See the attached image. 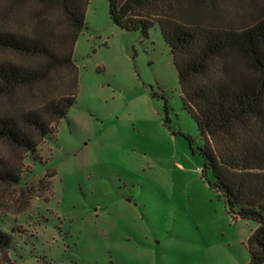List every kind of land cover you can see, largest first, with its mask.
<instances>
[{"label":"rangeland","instance_id":"374dc122","mask_svg":"<svg viewBox=\"0 0 264 264\" xmlns=\"http://www.w3.org/2000/svg\"><path fill=\"white\" fill-rule=\"evenodd\" d=\"M207 26L247 28L264 0H182ZM38 7L0 0V30L32 34ZM0 61L27 59L0 51ZM77 103L55 140L25 157L0 141V159L21 171L0 185V229L13 252L0 264H249L257 224L234 219L203 178L204 141L183 107L179 78L160 29L148 37L111 20L109 0H91L74 49ZM13 99L19 117L62 93L61 75ZM22 169V170H21Z\"/></svg>","mask_w":264,"mask_h":264},{"label":"trees","instance_id":"16d2710c","mask_svg":"<svg viewBox=\"0 0 264 264\" xmlns=\"http://www.w3.org/2000/svg\"><path fill=\"white\" fill-rule=\"evenodd\" d=\"M38 7L32 34L0 30V51L27 59L0 61V98L61 75L62 93L19 117L0 115V141L36 160L38 148L55 140L58 126L77 103L74 49L85 29L91 0H19ZM182 0H109L112 22L148 37L159 28L177 70L184 109L196 122L204 146L203 178L226 202L229 214L257 224L247 247L249 264H264V17L243 29L204 24L202 14L188 19ZM22 170V169H21ZM21 171L0 159V185L21 182ZM13 233L0 229V255L13 252Z\"/></svg>","mask_w":264,"mask_h":264}]
</instances>
